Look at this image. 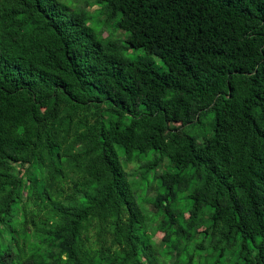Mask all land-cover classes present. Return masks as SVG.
<instances>
[{
    "label": "trees",
    "instance_id": "trees-1",
    "mask_svg": "<svg viewBox=\"0 0 264 264\" xmlns=\"http://www.w3.org/2000/svg\"><path fill=\"white\" fill-rule=\"evenodd\" d=\"M0 264H264V0H0Z\"/></svg>",
    "mask_w": 264,
    "mask_h": 264
},
{
    "label": "rangeland",
    "instance_id": "rangeland-1",
    "mask_svg": "<svg viewBox=\"0 0 264 264\" xmlns=\"http://www.w3.org/2000/svg\"><path fill=\"white\" fill-rule=\"evenodd\" d=\"M61 6L64 7H68L69 9H75L76 6H83V0H56ZM96 7L90 9L91 11L95 10ZM93 20L91 21V26L94 29V32L96 34V37L101 39H105L106 36L109 34V40H114V41H118L121 44H124V40L125 37L127 36L126 33H124L123 31L120 30H116L114 27V23L112 24H107L106 26H104V24H102L100 21L96 20L95 14L93 15ZM126 57H128L129 59L132 60H145V59H149L150 56L146 55L142 50H134L131 51L129 50L128 52H126ZM150 59H153L154 63L156 64V66L158 67L160 72H164L166 71V67L165 65L156 57H151ZM204 124L207 125V122L205 121ZM197 131L191 128H188L186 130V133L189 135L194 136V134ZM119 158L122 159V155L120 153V151L118 152ZM131 168V166H129V169ZM134 179V177H133ZM159 235L156 236V241L159 240Z\"/></svg>",
    "mask_w": 264,
    "mask_h": 264
}]
</instances>
